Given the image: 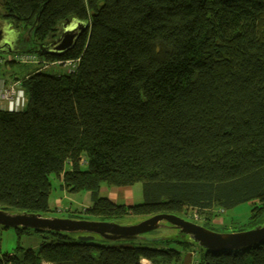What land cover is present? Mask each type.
I'll return each mask as SVG.
<instances>
[{
  "label": "trees",
  "instance_id": "obj_1",
  "mask_svg": "<svg viewBox=\"0 0 264 264\" xmlns=\"http://www.w3.org/2000/svg\"><path fill=\"white\" fill-rule=\"evenodd\" d=\"M0 6L28 45L55 38L67 20L90 23L61 56L31 54L42 68L73 62L72 73L37 66L26 77L14 75L27 103L19 111L0 108V209L48 216L53 177L65 193L91 194V206L74 219H186L190 209L215 231L214 210L252 203L248 227L233 232L264 222V0ZM138 183L141 204L101 195L103 185ZM34 232L42 237L37 250L18 246L0 264H184L199 249L195 264H264V243L211 253L180 236L101 244L99 237L84 242L76 234Z\"/></svg>",
  "mask_w": 264,
  "mask_h": 264
},
{
  "label": "water",
  "instance_id": "obj_2",
  "mask_svg": "<svg viewBox=\"0 0 264 264\" xmlns=\"http://www.w3.org/2000/svg\"><path fill=\"white\" fill-rule=\"evenodd\" d=\"M89 30V21L70 19L59 25V32L55 38L42 43L25 44L26 49H18L13 44L9 47L7 43L14 41V38L23 40L22 34L15 28L14 22L4 19L0 14V54L61 56L71 50L80 37ZM0 226L42 233L76 234L78 239L84 242H92L97 237L110 242L140 240L152 242L166 238H153L147 234L163 227H171L177 231L175 237L186 238L211 253L234 252L264 243V222L251 229L219 233L178 215L168 213L148 216L139 223L121 225L116 221L74 219L0 209Z\"/></svg>",
  "mask_w": 264,
  "mask_h": 264
},
{
  "label": "rangeland",
  "instance_id": "obj_3",
  "mask_svg": "<svg viewBox=\"0 0 264 264\" xmlns=\"http://www.w3.org/2000/svg\"><path fill=\"white\" fill-rule=\"evenodd\" d=\"M4 11L2 7L0 6V14H3ZM20 31H23L21 29ZM10 60H15L14 55H8V54H0V91L2 88V85L4 81L6 80V83H11L12 81H15L14 79H11V76L17 75L20 77H26L28 75L29 71H34L37 66L38 68H41L44 72L49 74H65V73H71L70 69H74L75 65H44L42 68V65L39 64L40 59L39 57L35 58L34 63H8ZM29 70V71H28ZM13 83V82H12ZM7 104L4 101L0 100V108L7 109ZM66 168L69 169V165H66ZM53 181V191L52 195L50 197V205L52 206V209H54L53 212H51L50 216L55 217H72L74 215V212L77 209V204L74 202V199H76V194H68L64 193L59 188V182L52 177ZM104 187H109L108 185H103ZM113 188V187H110ZM115 188V187H114ZM132 190L134 193V201L132 202L133 205L141 204L144 202V196H143V186L141 183L135 184L132 186ZM86 192H81L77 195V197L81 198L80 200L83 201L86 198ZM103 196L105 194L103 193ZM57 200H61L64 207H70L71 211L67 210H59L57 211L55 208V204ZM252 203H246L238 206L237 208H234L232 210L224 212L223 210H214V216H213V224L217 226L215 229L216 232L219 233H231L235 229V227H248V222L251 216V209H252ZM186 216V219L195 222L197 224H201V222H204L205 215H203V218L199 216V214L195 210H188L184 214ZM216 215V216H215ZM195 217H198L196 219ZM147 217L143 216H130L124 219L116 220L121 225H131L135 223H139L142 220L146 219ZM264 219V218H263ZM262 219V221H263ZM198 220V221H195ZM262 224V222H260ZM177 234V231L172 229L171 227H163L160 228L154 232H151L147 234L150 237L153 238H174ZM97 242L101 244L108 243L107 241L97 239ZM42 243V237L36 234L34 231L27 230L25 232L18 231L17 229L12 228H3L0 226V256L5 254H12L16 251L18 246H22L25 249H34L37 250ZM203 256V252L199 249L198 254H196V257H189L188 255L184 256V260L186 261L184 264H195V262L200 261ZM191 263H189V261Z\"/></svg>",
  "mask_w": 264,
  "mask_h": 264
},
{
  "label": "built area",
  "instance_id": "obj_4",
  "mask_svg": "<svg viewBox=\"0 0 264 264\" xmlns=\"http://www.w3.org/2000/svg\"><path fill=\"white\" fill-rule=\"evenodd\" d=\"M15 57V61L17 62H21V63H34L35 58L37 57L36 55H14ZM1 63V61H0ZM74 64L73 62H54L51 63L50 65H54V66H59V65H65V66H70ZM74 69H70V72L72 73ZM13 82V83H12ZM11 83H6V81H4L1 91H0V100L4 101L7 106H6V110L9 111H19L21 109H23L27 103V99L25 96V92L23 90V88L21 87L20 82L18 81H12ZM196 219H198V217H195Z\"/></svg>",
  "mask_w": 264,
  "mask_h": 264
},
{
  "label": "crops",
  "instance_id": "obj_5",
  "mask_svg": "<svg viewBox=\"0 0 264 264\" xmlns=\"http://www.w3.org/2000/svg\"><path fill=\"white\" fill-rule=\"evenodd\" d=\"M15 76H11V79H14ZM6 81V80H5ZM65 193V192H64ZM86 198L81 201L79 195H75L76 199H74V202L77 204V209L76 211H82L85 210L86 208H89L91 206V194L89 192H86ZM103 193L105 194L106 197H108L110 200H112L115 203L118 204H123V205H133L134 201V193L132 190V187H102L101 189V195L103 196ZM52 207V206H51ZM55 208L57 211L59 210H67L71 211L70 207H64L63 203L61 200H57L55 204ZM191 258V257H190ZM189 261V260H188ZM189 263H191L189 261ZM143 264H151V262L147 260H143Z\"/></svg>",
  "mask_w": 264,
  "mask_h": 264
},
{
  "label": "flooded vegetation",
  "instance_id": "obj_6",
  "mask_svg": "<svg viewBox=\"0 0 264 264\" xmlns=\"http://www.w3.org/2000/svg\"><path fill=\"white\" fill-rule=\"evenodd\" d=\"M13 29V28H11ZM14 42V43H13ZM12 44L14 45V47L18 48V49H26V41L20 40L19 38H14V41L12 40V42H8L7 45L9 47L12 46Z\"/></svg>",
  "mask_w": 264,
  "mask_h": 264
}]
</instances>
